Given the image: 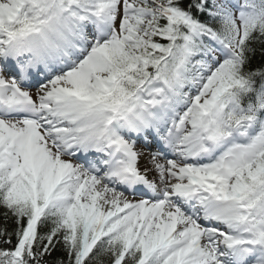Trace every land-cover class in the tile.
Instances as JSON below:
<instances>
[{
	"label": "snow or ice",
	"instance_id": "snow-or-ice-1",
	"mask_svg": "<svg viewBox=\"0 0 264 264\" xmlns=\"http://www.w3.org/2000/svg\"><path fill=\"white\" fill-rule=\"evenodd\" d=\"M0 264H264V0H0Z\"/></svg>",
	"mask_w": 264,
	"mask_h": 264
}]
</instances>
